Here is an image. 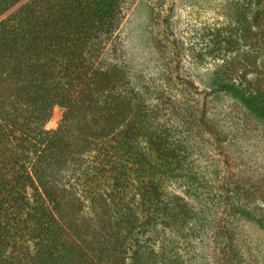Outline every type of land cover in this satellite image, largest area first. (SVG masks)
Wrapping results in <instances>:
<instances>
[{
    "label": "trees",
    "instance_id": "obj_1",
    "mask_svg": "<svg viewBox=\"0 0 264 264\" xmlns=\"http://www.w3.org/2000/svg\"><path fill=\"white\" fill-rule=\"evenodd\" d=\"M21 1L0 0V18ZM222 1L231 16L199 36L220 62L207 93L177 75L184 45L161 0L154 78L118 59L125 0H31L0 20V264H197L208 243L214 264H248L235 223L264 218L196 161L220 153L210 95L264 124V85L236 57L260 48L262 17L248 16L263 0Z\"/></svg>",
    "mask_w": 264,
    "mask_h": 264
},
{
    "label": "rangeland",
    "instance_id": "obj_2",
    "mask_svg": "<svg viewBox=\"0 0 264 264\" xmlns=\"http://www.w3.org/2000/svg\"><path fill=\"white\" fill-rule=\"evenodd\" d=\"M29 1L31 0H22L0 20ZM155 1L125 0L122 6V23L115 41L117 56L135 77H159L165 64L166 53H160L162 37L159 36V27L152 12ZM161 1V14L168 19L170 32L184 45L177 65V75L188 78L200 92L207 93L219 72L217 66L220 62L211 61L212 58L208 56L210 42L199 41V36L206 29L209 30L211 25L225 22V18L231 16L232 9L222 0ZM261 3L264 5V0ZM251 13L248 18L257 14L264 23V10H253ZM257 37L258 35L252 34L251 45L260 48L240 51L236 57L238 61L248 65V77L264 85V36L260 41H255ZM205 108L222 131L219 142L221 148L220 153L215 150L203 152L197 156V163L202 168L210 166L208 170L213 175L229 177L239 183L247 194L249 206L257 211L254 215L263 219L264 124L249 118L225 95H210ZM62 114L63 110L55 107L45 128L55 130ZM221 219L222 216L217 221ZM234 232L235 243L244 262L264 264V227L255 220L240 218L235 223ZM205 247L196 263L214 264L213 255L211 260L208 251L210 244Z\"/></svg>",
    "mask_w": 264,
    "mask_h": 264
}]
</instances>
